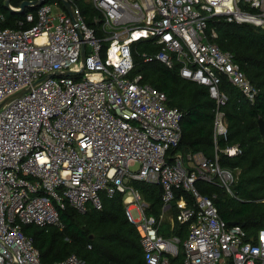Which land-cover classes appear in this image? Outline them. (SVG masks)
I'll use <instances>...</instances> for the list:
<instances>
[{
  "label": "built area",
  "instance_id": "2783aa9c",
  "mask_svg": "<svg viewBox=\"0 0 264 264\" xmlns=\"http://www.w3.org/2000/svg\"><path fill=\"white\" fill-rule=\"evenodd\" d=\"M66 1L72 14L46 2L24 12L17 27L4 26L0 13V104L29 89L0 108V264H46L24 227L64 231L61 212L67 206L80 213L102 210V195L117 193L140 234L147 264H264V228L251 234L240 224L230 226L215 196L196 186L203 181L231 192L235 174L220 164L218 152L236 157L241 148L216 146L214 158L170 153L182 140V111L141 74L131 76L133 45L158 47L142 54L145 61L178 66L181 77L206 86L216 101L217 143L227 136L222 77L251 102L258 90L233 55L212 41L217 33L209 21L222 16L264 28V0H231L221 9L210 0H89L100 14L93 17L96 26L74 0ZM67 70L73 73L33 85ZM134 181L162 186L164 212L175 205V221L188 227L183 241L161 236ZM180 190L190 198L178 197ZM52 264L85 263L72 254Z\"/></svg>",
  "mask_w": 264,
  "mask_h": 264
},
{
  "label": "trees",
  "instance_id": "16d2710c",
  "mask_svg": "<svg viewBox=\"0 0 264 264\" xmlns=\"http://www.w3.org/2000/svg\"><path fill=\"white\" fill-rule=\"evenodd\" d=\"M25 0H11V5L19 7ZM53 1L64 8L60 0ZM0 0V13L6 16L4 26L17 27L23 14L10 10ZM51 2V3H53ZM91 26H96L93 17L100 14L88 0H74ZM36 8L29 7L27 11ZM209 25L216 29L217 37L212 41L222 50L233 55L247 78L257 88L254 101H249L242 91L232 84L226 76L222 77L220 91L226 95L222 107L227 136L214 137L216 101L210 96L206 86L184 79L179 67L168 68L157 60L145 61L142 54H154L158 47L146 41L133 45L134 69L131 76L141 74L143 82L167 95L169 105L182 111V140L176 149L183 155L202 152L214 158L216 146L223 149L238 145L241 153L228 157L218 152L220 164L230 168L235 179L231 192L219 184L197 182L198 190L205 196L213 197L220 217L227 223L236 222L251 234L264 228V138L259 128V119L264 120V28L250 23L228 22L224 17H213ZM98 29V34L101 31ZM133 186L148 204L146 213L161 224L164 214L160 184L134 181ZM184 193L178 191V197ZM103 209H89L80 213L70 206L61 212L66 229L37 227L28 225L24 231L33 238L46 264H52L75 254L85 264H147L140 234L126 213L123 196L102 195ZM175 206V205H174ZM176 211V206H175ZM176 215V212L174 213ZM174 230L183 241L188 227L177 222ZM89 245L91 247H89ZM182 254L176 258L180 261Z\"/></svg>",
  "mask_w": 264,
  "mask_h": 264
},
{
  "label": "water",
  "instance_id": "95a60500",
  "mask_svg": "<svg viewBox=\"0 0 264 264\" xmlns=\"http://www.w3.org/2000/svg\"><path fill=\"white\" fill-rule=\"evenodd\" d=\"M47 1H48V0H25V1H23V2L20 4V6H19L20 9H19V10L16 9V10H14V11H16V12H18V13H20V14H23L24 12L27 11V9H28L29 7L37 8L38 6L45 4ZM60 1L63 3L64 7L67 9L68 13H69V14H72V7H71V4H70L68 1H66V0H60ZM5 5H6V7H8L10 10L13 11V9H12L11 6H10V5H11V0H6ZM81 60H82V63L85 64V46H83ZM72 73H73V71L67 70V71H65V72H63V73H59V72H57V73H54V74H49V75H46L45 77L41 78L40 80L36 81L33 85L35 86V85L39 84L40 82H42V81H44L45 79L50 78V77L59 76V75H70V74H72ZM27 90H29V89H24L23 91L18 92V93H16V94L10 96L9 98H7L4 102H2V103L0 104V108H1L5 103H7V102H9V101H11V100H13V99L19 97L20 95H22V94L25 93ZM259 128H260L261 134H262V136H263V138H264V120H263V119H259ZM229 224H230V226H235V225L238 224V223H236V222H230Z\"/></svg>",
  "mask_w": 264,
  "mask_h": 264
},
{
  "label": "rangeland",
  "instance_id": "374dc122",
  "mask_svg": "<svg viewBox=\"0 0 264 264\" xmlns=\"http://www.w3.org/2000/svg\"><path fill=\"white\" fill-rule=\"evenodd\" d=\"M51 2H53V1H51ZM230 3H231V1H226L225 2V4H230ZM52 4H54L56 6L58 5L57 3H54V2ZM242 4L243 3H240V2L238 3L239 6H243ZM97 17L100 18L99 15H97ZM99 18H98V20H100ZM97 24H100V22L97 21ZM184 156L187 157L188 155H184ZM175 212H176L175 211V206L174 205H171V207L167 211H165L164 214H163V216L161 217V224H160V234H161V236L166 237V238L179 237L175 232H173L174 225L176 224L175 223L176 221H175V218H174V216H175L174 213ZM132 215H133L134 218H137L138 217V214H137V210L136 209H133L132 210Z\"/></svg>",
  "mask_w": 264,
  "mask_h": 264
},
{
  "label": "bare ground",
  "instance_id": "6f19581e",
  "mask_svg": "<svg viewBox=\"0 0 264 264\" xmlns=\"http://www.w3.org/2000/svg\"><path fill=\"white\" fill-rule=\"evenodd\" d=\"M226 1H231V0H210V2L216 6L217 9L224 8L225 6L231 7L230 4H225Z\"/></svg>",
  "mask_w": 264,
  "mask_h": 264
},
{
  "label": "crops",
  "instance_id": "0c3cea01",
  "mask_svg": "<svg viewBox=\"0 0 264 264\" xmlns=\"http://www.w3.org/2000/svg\"><path fill=\"white\" fill-rule=\"evenodd\" d=\"M171 206H167V208L165 209V211H167Z\"/></svg>",
  "mask_w": 264,
  "mask_h": 264
}]
</instances>
